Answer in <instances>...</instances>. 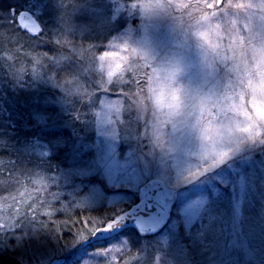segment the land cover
<instances>
[{"label":"rangeland","instance_id":"obj_1","mask_svg":"<svg viewBox=\"0 0 264 264\" xmlns=\"http://www.w3.org/2000/svg\"><path fill=\"white\" fill-rule=\"evenodd\" d=\"M63 1L54 6L60 8ZM173 2L178 6L170 12L143 9L135 0H65L66 18L59 24L49 18L47 28L64 48L50 63L69 62L76 82L63 88L46 76L61 91L51 102L72 114L79 128L86 126L89 142L79 141L61 163L50 159V152L36 151L45 165L0 174V242L18 244L22 264H64L72 254L82 258L79 264H264V129H256L255 140L238 130L247 117L230 107L241 103L234 62L221 65L231 73L224 95H213L192 122L183 114L170 116L167 106L157 108L150 91L155 85L137 74V68L145 74V64L176 68L174 85L189 91H207L224 80L220 69L210 73L197 41L182 25L193 12H185L182 3L196 0ZM239 2L246 0H232ZM46 6L36 2L23 11L41 31ZM23 12L11 14L19 28ZM232 12L230 19L242 27L243 10ZM220 31L222 54L231 57L223 24ZM122 43L148 60L130 65L136 54ZM250 101L245 94L244 111L255 115ZM229 128L237 129L231 144L226 137L221 142ZM228 148L221 162L205 166V159L211 164L209 156ZM249 149L252 155L238 160ZM154 180L166 187L169 217L158 233L136 230L137 248L124 234L97 250L88 248L101 240V231L84 239L75 236L92 228L85 219L79 222L80 213L106 207L118 218L144 201L140 189Z\"/></svg>","mask_w":264,"mask_h":264},{"label":"trees","instance_id":"obj_2","mask_svg":"<svg viewBox=\"0 0 264 264\" xmlns=\"http://www.w3.org/2000/svg\"><path fill=\"white\" fill-rule=\"evenodd\" d=\"M56 1L0 0V174L16 168L29 170L39 166V163L45 165L46 161L40 160L36 151L50 152V159L61 163L79 141L84 139L85 144L89 142L86 126L82 124L79 128L72 114L65 113L58 104L51 102L61 91L55 90L45 79L51 76L63 88L76 83L73 80L74 68L69 62L50 63L52 56L64 50L53 39L52 29L47 28L51 25L49 18L57 24L66 18L63 16L65 0L60 8L54 6ZM36 2L47 4L45 14L48 17L41 19L44 26L38 38L17 27L16 17L11 18L13 12L17 16L31 9L30 6ZM138 75L152 77L149 69L147 74L141 71ZM252 153L250 149L245 150L238 160ZM46 171L47 174L52 172L50 169ZM114 213L106 207L86 210L80 213L79 222L83 219L88 222V218L92 217L106 223L116 218ZM121 234L132 240L134 248L139 246L141 238L135 228L126 229ZM109 240L93 242L88 249L103 248ZM21 253L18 244L11 241L3 245L0 242V264H22ZM72 255L64 257V264L81 262L82 258Z\"/></svg>","mask_w":264,"mask_h":264},{"label":"snow or ice","instance_id":"obj_3","mask_svg":"<svg viewBox=\"0 0 264 264\" xmlns=\"http://www.w3.org/2000/svg\"><path fill=\"white\" fill-rule=\"evenodd\" d=\"M135 4L146 10L162 8L170 12L178 6L173 0H135ZM220 4L221 0H196L195 3H182L185 12L193 9V12H189L187 21L182 22V25L186 27L197 41L199 48L202 50L203 62L210 73L214 75L217 69L223 71L224 80L220 84L209 88L207 91H189L174 85L176 72L178 71L176 68L161 69L153 67L152 64H145V74H147L148 68H152L154 77H150V80L155 85V88H150V91L153 92L155 106L157 108L167 106L170 110V116L176 117L183 114L192 122L198 111L202 116L204 106L211 102L213 95L218 99L224 95V89L226 88L225 77L231 80V73L226 72L221 65L222 63L227 65L229 60L233 61L234 71L240 73L237 79L241 87V91L238 94L241 103H233L230 107L232 110L247 117L246 126L238 130L248 133L247 140H255L256 129H264V82L259 86L256 83L258 80L264 81V0H246V2L236 4H233L232 0H226L223 7H220ZM233 8L243 10L244 23L242 27H237L238 21L236 19H230L234 15L232 12ZM253 9L257 11L252 12L251 10ZM197 12L199 15L195 14ZM222 24L228 39L226 50L232 52L233 55L231 57L222 54L225 50L224 46L219 42L221 40L220 29ZM241 32H247V35H241ZM57 43H60V41H57ZM122 46L129 48L132 53L136 54L135 58L130 60V65H138L142 61L148 60L145 54L136 48L129 47L127 43H122ZM104 55H113V53H105ZM136 71L139 74V68ZM108 76L111 80L113 76L111 69L108 71ZM245 94L251 97L250 103L255 115L244 111L242 102ZM235 131L237 129L233 128L225 131L221 137V142H224L226 137L228 144L233 143L232 135ZM234 143L238 145L240 141L237 139ZM230 150V148H228V151L220 150L209 156L211 164H205V166L221 162ZM88 223L92 225V228L78 231L75 234L77 238L84 239L89 234L107 231L113 226L112 220L105 223L92 217L88 218ZM2 227L3 225H0V228Z\"/></svg>","mask_w":264,"mask_h":264},{"label":"water","instance_id":"obj_4","mask_svg":"<svg viewBox=\"0 0 264 264\" xmlns=\"http://www.w3.org/2000/svg\"><path fill=\"white\" fill-rule=\"evenodd\" d=\"M224 0H221V4ZM220 4V5H221ZM19 24L23 31L39 34L41 27L34 17L23 12L19 17ZM166 187L158 180L146 184L140 189V196L144 202L133 207L130 211L113 220V226L107 231H101V239H107L128 228H137L146 233H157L164 226L169 217L170 208L164 200Z\"/></svg>","mask_w":264,"mask_h":264},{"label":"clouds","instance_id":"obj_5","mask_svg":"<svg viewBox=\"0 0 264 264\" xmlns=\"http://www.w3.org/2000/svg\"><path fill=\"white\" fill-rule=\"evenodd\" d=\"M262 82H264V81H256V83H257V85L259 86ZM203 163L204 164H208V160L207 159H205L204 161H203Z\"/></svg>","mask_w":264,"mask_h":264}]
</instances>
